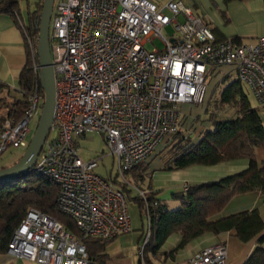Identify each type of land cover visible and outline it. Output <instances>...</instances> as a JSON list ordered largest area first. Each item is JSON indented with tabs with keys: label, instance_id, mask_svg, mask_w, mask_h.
Masks as SVG:
<instances>
[{
	"label": "built area",
	"instance_id": "1",
	"mask_svg": "<svg viewBox=\"0 0 264 264\" xmlns=\"http://www.w3.org/2000/svg\"><path fill=\"white\" fill-rule=\"evenodd\" d=\"M19 23L38 81L27 90L19 87L24 105L19 117L9 110L0 115V156L11 148H27L30 121L40 116L44 102L33 42ZM168 26L173 32L164 33ZM49 45L52 123L29 173L59 186L57 208L79 233L28 209L6 252L30 262L90 264L85 239L109 240L133 230L131 202L121 186L145 200L147 190L135 187L128 174L180 131L183 103L204 102L212 69L234 66L239 82L264 106V36L249 43L217 40L212 28L180 0H54ZM90 132L101 134L115 159L114 175L96 171L98 157L80 155L78 142ZM145 205L138 264H147L143 252L150 239ZM227 258L226 245L217 242L195 251L186 264H227Z\"/></svg>",
	"mask_w": 264,
	"mask_h": 264
},
{
	"label": "trees",
	"instance_id": "2",
	"mask_svg": "<svg viewBox=\"0 0 264 264\" xmlns=\"http://www.w3.org/2000/svg\"><path fill=\"white\" fill-rule=\"evenodd\" d=\"M223 1L228 3L231 0ZM42 2L43 0L36 9L28 11L26 23V29L34 46L35 62H38L37 25ZM18 5L19 0H0V12L10 13L14 17L19 16ZM24 41L27 48V62L19 74V84L27 90L38 81V76L32 70V56L25 38ZM220 102L236 104L237 111L231 116L222 118H216L210 113L208 118L212 121L214 129L206 130L197 143H191L188 136H184L180 131L177 132L175 134L177 141L170 155L169 168L179 169L192 164L213 165L224 160L246 157L249 159L246 169L217 180L189 186L174 194V197L180 201V207L174 210H167L152 190H147L144 200L138 195H132V191L126 186H121L130 202L137 206L141 220L144 222L146 221L145 204L148 206L150 239L147 247L151 250H157L167 237L175 232L181 234V241L175 248L177 250L205 232L217 235L235 229L240 240L248 241L264 229V221L257 209L216 218L235 195L254 190L264 194V166H258L253 153L254 146L259 145L264 148V125L261 117L257 109L250 105L239 80L231 82L223 89ZM23 108V102L18 99L13 107L9 108V114L13 113L19 117ZM58 193L59 186L55 182L29 172L0 181V253L6 252L13 230L30 208L51 215L74 233H79L72 219L58 210ZM112 240L87 238L84 241L92 258L103 251L106 244ZM263 243L264 233L243 264H264Z\"/></svg>",
	"mask_w": 264,
	"mask_h": 264
},
{
	"label": "crops",
	"instance_id": "3",
	"mask_svg": "<svg viewBox=\"0 0 264 264\" xmlns=\"http://www.w3.org/2000/svg\"><path fill=\"white\" fill-rule=\"evenodd\" d=\"M152 1L163 3L167 0ZM180 1L212 28L217 40L234 39L249 43L264 36V0H231L228 3L223 0ZM40 2L41 0H19V16H15L16 18L10 13L0 12V115L7 113L19 99V74L27 62V48L19 20L26 26L28 11L36 9ZM22 6L25 9H22ZM211 71L204 102L199 104V107H193L190 103L181 105L183 119L180 132L188 133L191 143H197L206 130L214 129L212 121L208 118L209 115L205 113V105L211 91L218 88L220 93L231 82L238 80L234 66H218ZM218 84L220 88L217 87ZM241 86L246 94L248 89L243 84ZM247 98L250 105L257 109L264 125V106L259 104L254 96V103L248 95ZM167 145L163 142L158 144L144 163L145 165L142 168L141 165L137 166L128 174L129 180L135 187L155 192L156 197L167 210L180 207V201L174 197V194L184 190V186H194L240 172L246 169L249 163L248 158L241 157L213 165L192 164L184 168L170 169V156L162 155ZM253 153L258 166H264V148L259 145L254 146ZM132 195H135L133 191ZM263 200L264 194L259 190L237 194L231 198L216 218L257 209L264 221ZM130 213L133 230L106 244L103 251L92 257L93 261L90 264H138L140 259L138 245L146 223L141 220L139 210L134 203H130ZM263 233L264 229L252 239L242 241L238 238L235 229L217 235L205 232L176 250L181 241V234L175 232L170 234L157 250L148 248L147 243L143 257L147 264H186L195 251L207 245L222 242L228 251L227 264H243L257 246V241ZM262 247L264 248V243ZM0 264L40 263L30 262L3 252L0 253Z\"/></svg>",
	"mask_w": 264,
	"mask_h": 264
},
{
	"label": "water",
	"instance_id": "4",
	"mask_svg": "<svg viewBox=\"0 0 264 264\" xmlns=\"http://www.w3.org/2000/svg\"><path fill=\"white\" fill-rule=\"evenodd\" d=\"M53 4L54 0H43L37 25L36 52L40 67L39 81L44 92V102L39 120L30 142L20 158L9 166L0 167V181L29 172L42 149L52 123L55 87L49 45V26Z\"/></svg>",
	"mask_w": 264,
	"mask_h": 264
},
{
	"label": "rangeland",
	"instance_id": "5",
	"mask_svg": "<svg viewBox=\"0 0 264 264\" xmlns=\"http://www.w3.org/2000/svg\"><path fill=\"white\" fill-rule=\"evenodd\" d=\"M22 9H25V7L22 6ZM25 13L26 11L24 10V14ZM171 32H173V28L171 26H168L164 29V33H171ZM217 87L220 88V85L218 84ZM218 91H219L218 88H215L213 91H211L212 93L210 94V98L205 105L206 115H209L210 113H212L214 116H216V118L217 117H228V116L233 115L237 111V105L221 103L220 102L221 92L219 93ZM246 94L249 96L251 102L254 103L255 100L253 98V95L248 90H246ZM192 105L193 107H199L198 105H195V104H192ZM200 118L201 120L203 119L202 114ZM38 120H39V115L34 117L30 121V127L32 128V134L37 126ZM32 134L30 135L29 139L31 138ZM182 134H184V136L189 135L188 133H184V132H182ZM50 136H53V133H51ZM176 141H177L176 135L170 136L163 141L164 145L168 144L162 151V155L164 157H169L173 153V145ZM78 145H79V153L84 159L88 160V159H93L97 157L99 158V164H98L96 171L100 175L106 176L109 173H112V175L115 174V167H113V161L115 159L110 154L109 149L106 146L100 133L90 132L86 134L83 138L79 140ZM23 152L24 150L18 149V148H11L5 151L0 156V167H5V166H9L13 164L20 158ZM144 165L145 164H141V168Z\"/></svg>",
	"mask_w": 264,
	"mask_h": 264
}]
</instances>
